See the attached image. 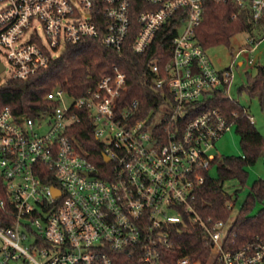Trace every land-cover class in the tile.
I'll use <instances>...</instances> for the list:
<instances>
[{
	"label": "built area",
	"instance_id": "obj_1",
	"mask_svg": "<svg viewBox=\"0 0 264 264\" xmlns=\"http://www.w3.org/2000/svg\"><path fill=\"white\" fill-rule=\"evenodd\" d=\"M144 1L152 8L137 17L135 54H146L172 20L181 24L170 61L150 66L153 87L164 96L158 108L136 119L140 103H122L127 77L116 70L79 98L55 89L47 99L56 106L40 119L19 120L10 107L0 112V190L6 193L0 198V264L21 257L32 264H114L120 252L138 264H264L263 242L235 249L233 220L204 219L195 206L218 156L211 151L233 126L220 109L202 106L225 86L229 95L240 56L256 65V39L250 35L231 66L218 70L196 38L204 0ZM235 1L250 9L254 24L264 20V0ZM131 30V0H0V46L7 57L0 60V87L29 78L67 45L101 32L104 46L121 51ZM161 107L164 117L154 125ZM84 117L102 144L104 167L69 135ZM181 224L207 234L208 257L176 251L171 236Z\"/></svg>",
	"mask_w": 264,
	"mask_h": 264
},
{
	"label": "trees",
	"instance_id": "obj_2",
	"mask_svg": "<svg viewBox=\"0 0 264 264\" xmlns=\"http://www.w3.org/2000/svg\"><path fill=\"white\" fill-rule=\"evenodd\" d=\"M152 8L144 0H131L132 30L121 51L107 48L102 43V35L86 38L77 44H69L60 55L36 74L25 80L11 79L0 87V112L10 107L15 118L40 119L52 112L56 106L47 99L49 93L61 88L69 95L82 97L94 88L102 77L116 70L127 77V89L122 103L134 100L140 103L136 119L145 118L164 101L163 93L153 87L156 80L150 66L157 61L164 65L172 57L173 40L181 26L178 20H172L157 32L151 47L144 55L135 54L131 47L138 32L137 17L140 12ZM249 33L252 36L264 34V20L254 24L249 8H241L235 0L217 2L203 1V21L196 31L199 45L205 50L225 46L232 48V40L238 34ZM225 90H219L205 100V108L220 109L227 121L236 126L240 137L242 156H217L210 169L205 172V183L197 193L196 209L204 218L215 221H232L231 239L235 240V249L244 244L260 240L264 243V180H256L250 192L240 206L234 219L233 209L238 201V191L247 186V167L255 165L264 152V136L249 120V112L240 107ZM247 91L252 96L264 99V67L258 66L255 77L249 76ZM83 115V113H82ZM76 148L86 154L89 160L104 167L102 144L95 138L88 117L74 126L69 133ZM217 167L218 177L210 171ZM238 182L240 188L236 195L230 194L226 185ZM6 193L0 190V198ZM232 205V209L228 206ZM259 210L256 211L257 207ZM171 239L178 252L193 259L208 257L207 234L194 224L176 225ZM114 264H138L127 252L113 256Z\"/></svg>",
	"mask_w": 264,
	"mask_h": 264
},
{
	"label": "rangeland",
	"instance_id": "obj_3",
	"mask_svg": "<svg viewBox=\"0 0 264 264\" xmlns=\"http://www.w3.org/2000/svg\"><path fill=\"white\" fill-rule=\"evenodd\" d=\"M250 37L249 33L238 34L232 40V48H227L225 46H219L207 50V54L214 65L218 70L226 69L231 66L234 61L233 56L240 50L242 46L247 43L248 38ZM256 39V50L254 52V58L256 65L251 67L248 65V55L243 54L237 60V65L233 66V75L234 78L229 86V96L235 100L238 105L249 112V114L254 117L255 127L261 132L264 136V99L261 102L258 96H252L247 91V86L249 85V76L255 77L258 73V66L264 67V34H256L254 36ZM6 51L0 46V60L3 63H7ZM234 54V55H233ZM240 62H244V65L239 66ZM9 77V70L3 74L2 80L3 83ZM164 107H161L155 114L153 124L156 125L160 123L164 117ZM212 154L219 156H242V149L240 143V137L236 132V126L233 125L230 131L224 134L217 142L216 148L211 151ZM248 180L247 186L241 191H238V201L236 206L233 209L232 218L238 213L241 204L245 200L246 196L250 192L252 184L259 179L264 180V152L258 162L247 167ZM213 177H218L217 167L213 168L210 171ZM226 188L230 194L233 196L236 195V191L240 188L238 182L231 181L226 185ZM260 206L257 207L256 211L259 210ZM4 244L0 241V259L3 255ZM7 264H32L28 262L24 257H21L18 260L10 261Z\"/></svg>",
	"mask_w": 264,
	"mask_h": 264
},
{
	"label": "water",
	"instance_id": "obj_4",
	"mask_svg": "<svg viewBox=\"0 0 264 264\" xmlns=\"http://www.w3.org/2000/svg\"><path fill=\"white\" fill-rule=\"evenodd\" d=\"M4 69H5L4 65L0 63V73L2 71H4ZM105 161L109 162V158L107 156H105ZM54 193H55V195H59L60 194L59 190H57L55 188H54Z\"/></svg>",
	"mask_w": 264,
	"mask_h": 264
},
{
	"label": "crops",
	"instance_id": "obj_5",
	"mask_svg": "<svg viewBox=\"0 0 264 264\" xmlns=\"http://www.w3.org/2000/svg\"><path fill=\"white\" fill-rule=\"evenodd\" d=\"M221 70H223V69H221Z\"/></svg>",
	"mask_w": 264,
	"mask_h": 264
}]
</instances>
